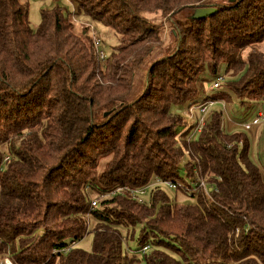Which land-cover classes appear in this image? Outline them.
Segmentation results:
<instances>
[{"label":"trees","instance_id":"obj_1","mask_svg":"<svg viewBox=\"0 0 264 264\" xmlns=\"http://www.w3.org/2000/svg\"><path fill=\"white\" fill-rule=\"evenodd\" d=\"M66 1L74 11L59 4L42 10L35 28L28 4L0 0V260L264 264V174L249 137L226 133L222 110H214L198 140L178 141L183 117L176 111L199 101L223 68L221 99L264 105V0ZM187 9L211 13L174 20ZM157 13L172 18L181 37L148 68L137 93L131 74L161 43L147 19ZM76 19L114 31L120 43L110 56L99 57ZM195 172L210 180L192 204L160 187L143 203L113 194ZM87 186L98 198L92 210ZM91 225L92 252L54 253L86 237Z\"/></svg>","mask_w":264,"mask_h":264},{"label":"rangeland","instance_id":"obj_2","mask_svg":"<svg viewBox=\"0 0 264 264\" xmlns=\"http://www.w3.org/2000/svg\"><path fill=\"white\" fill-rule=\"evenodd\" d=\"M23 3L28 4L29 7V19L33 27H38V25L41 23L42 19V10H48L54 8L57 4L67 8L69 11H74L75 6L72 5L69 1L66 0H60L58 2H55L56 0H21ZM236 0H209V2L213 5H229L231 3H234ZM212 8V7H211ZM217 10V9H215ZM195 15V11L193 12V9H187L183 11L179 15L174 16V20L176 21H185L187 19H191ZM183 16H186L185 18ZM148 20L152 24L157 25V28L160 29V37H161V43L160 45H157L156 48L152 51V54L147 57L146 62L142 66L140 70H135L131 75L133 78V82L130 83L132 91H137V93L142 92L146 88V71L150 66H152L154 63L160 61L165 56L171 54L177 49L178 46V38L181 37V31L177 24L174 23L172 18L163 17L161 14H148L147 16ZM187 18V19H186ZM82 28L88 27L89 33L92 35V38L94 40V43L96 47L99 48L100 51H102L106 57L110 56L112 53L113 47L117 46L120 42L119 37L116 36L114 31H112L109 28H100L97 24L88 21L86 19H76ZM78 24V25H79ZM80 28L79 30H82ZM179 34V37H178ZM102 45V46H101ZM260 49L264 50V43L259 46ZM148 72V71H147ZM222 75L221 78H224V81L222 82V85L219 89H214L213 85L217 79H215L213 82H210L205 86L204 93L199 101L197 102H204L208 97L212 98L215 97V104L212 107L211 111L214 110H222L223 112V128L226 131V133H234V132H243L245 133L251 142V158L259 164V166L262 168V172L264 174V138L260 139V136L262 135V127L259 126L258 128L255 127L252 130H246L245 124L247 122H251L254 115H258L260 109H256V105H244L241 106L239 101L234 97L232 100H229L228 98L221 99L222 96H218L219 93L226 91L225 82L226 77L224 75V68L222 69ZM131 78V79H132ZM98 83L101 85H105L106 81L104 80H98ZM229 93V92H228ZM218 98H217V97ZM212 100V99H211ZM194 102H190L188 104H191ZM223 104L226 106V110H223ZM187 103L183 104L179 108H177L176 111H179L181 113V117H183V122L181 123V126L177 129L178 135L177 140H182V137L186 139V141H192V140H198L199 134L194 133L192 127L195 126V121L189 119L185 116V111L187 109ZM110 114V113H109ZM107 113L105 114V116ZM190 138V140H189ZM187 159L186 154L184 155V159L182 161V166H184V163ZM110 160V156H108L106 159L102 160L104 163L108 162ZM101 161V162H102ZM103 163V164H104ZM163 189L166 191V193L174 200H176L180 204H192L196 202V197H192L188 194H184L182 190H173L170 187H163ZM85 192L88 193L91 196V203L93 200H96L98 202V198L92 194L91 187L87 186L85 188ZM144 201L146 200L145 197L142 198ZM92 210V209H91ZM88 217V223L90 222L89 217L90 213L87 215ZM139 230L137 229V236L139 234ZM93 241H94V234L92 233V225L90 227L89 234L78 241L76 244V249L84 250L86 252H92L93 251ZM130 247L136 248V243L130 241ZM3 261L0 260V264Z\"/></svg>","mask_w":264,"mask_h":264},{"label":"built area","instance_id":"obj_3","mask_svg":"<svg viewBox=\"0 0 264 264\" xmlns=\"http://www.w3.org/2000/svg\"><path fill=\"white\" fill-rule=\"evenodd\" d=\"M99 57L104 60L105 59V54L102 51H99ZM224 81V78H217L215 81L213 88L219 89L222 85V82ZM212 99V100H211ZM215 104V100L213 98H207L204 102H196V103H191L187 106V109L185 111V116L188 117L191 120L195 121V126L192 127L194 133H201L206 126L212 107ZM223 110H226V106L223 104ZM264 125V111H261L257 116H255L250 123L245 124V129L250 130L252 126L255 125ZM190 140V138H189ZM182 147V146H181ZM184 149V148H183ZM185 154L187 156V159L189 158V152L185 151ZM210 180V177H205L201 178L198 172L194 173V176L192 178L186 176V173L183 174L182 180H176V181H171V180H163V179H158L149 184L148 186L144 188H131L127 186H120L118 187L113 194H121V195H126L128 197L134 198L137 201L143 203L144 200L142 199L143 197L147 196L148 193L156 187H170L173 190H184L187 192L190 196L197 192H208V181ZM97 206V201L93 200L91 203V209H94ZM77 242H72L70 245L60 249V250H55L54 253L60 252L61 254H68L71 252ZM150 247L145 246L142 249L143 253H147L149 251ZM1 264H14L9 258H5Z\"/></svg>","mask_w":264,"mask_h":264},{"label":"water","instance_id":"obj_4","mask_svg":"<svg viewBox=\"0 0 264 264\" xmlns=\"http://www.w3.org/2000/svg\"><path fill=\"white\" fill-rule=\"evenodd\" d=\"M211 9H197L195 11V15L192 17V18H202V17H205L207 16L209 13H211L210 11ZM109 113H107L108 115ZM106 115V116H107Z\"/></svg>","mask_w":264,"mask_h":264},{"label":"crops","instance_id":"obj_5","mask_svg":"<svg viewBox=\"0 0 264 264\" xmlns=\"http://www.w3.org/2000/svg\"><path fill=\"white\" fill-rule=\"evenodd\" d=\"M187 105H189V104H187ZM256 109H260L261 111H264V105L257 104V105H256ZM261 111H259V112H257V113H260ZM255 116H256V115H254L253 118H254ZM253 118H252V119H253ZM247 123H249V122H247ZM259 126H263L262 129H261V131H262V135L260 136V139H263V138H264V125H263V124H261V125H255V127H257V128H258ZM255 127L252 126V128H251L250 130L254 129ZM248 131H249V130H248Z\"/></svg>","mask_w":264,"mask_h":264}]
</instances>
